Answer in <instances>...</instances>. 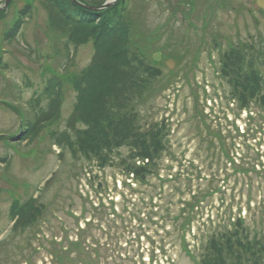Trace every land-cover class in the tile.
I'll use <instances>...</instances> for the list:
<instances>
[{
    "label": "rangeland",
    "instance_id": "rangeland-1",
    "mask_svg": "<svg viewBox=\"0 0 264 264\" xmlns=\"http://www.w3.org/2000/svg\"><path fill=\"white\" fill-rule=\"evenodd\" d=\"M221 4L126 0L130 39L160 73L156 97L141 113L170 130L158 175L139 186L117 167H72L68 152L61 161L54 138L76 103L71 80L88 68L94 47L70 48L67 58L41 0H13L0 18V160H9L0 161V264H195L188 251L201 258L208 238L230 220L243 218L252 233H264V107L241 111L219 75L231 51L251 45L264 54V11L256 0ZM29 5L32 19L5 41ZM54 75L64 84L60 119L23 142L24 124L34 121L31 102ZM31 196L46 206L44 219L13 233L12 201ZM101 204L105 221L91 210Z\"/></svg>",
    "mask_w": 264,
    "mask_h": 264
},
{
    "label": "trees",
    "instance_id": "trees-1",
    "mask_svg": "<svg viewBox=\"0 0 264 264\" xmlns=\"http://www.w3.org/2000/svg\"><path fill=\"white\" fill-rule=\"evenodd\" d=\"M78 1L99 7L107 0ZM41 2L48 12L50 30L57 39H65L67 54L71 47L77 49L87 43H92L95 50L88 68L71 80L77 98L66 129L58 139L54 138L59 158L62 161L68 152L73 164L85 162L103 171L117 167L120 175L132 183L148 184L150 178L158 175L160 161L168 150L170 130L166 121L149 125L141 113L146 102L156 97L152 87L160 73L143 55L139 44L130 39L128 12L118 7L103 15H93L79 10L69 0ZM33 13V5L20 10L5 41L14 40ZM263 58L264 54L251 45L223 56L219 75L230 86L231 101L241 111L251 113L253 105L264 107V74L257 65ZM63 89L61 78L54 75L32 100L34 121L24 124L23 142L33 141L44 126L60 119ZM123 150L126 155L121 153ZM8 161V158L1 160L4 164ZM91 207L93 212L101 213L100 219L105 221L103 213L109 216L102 212L104 205ZM45 209L38 198L31 197L25 202L14 198L9 215L12 232L24 235L44 217ZM190 221L191 218L186 219L181 228L184 230ZM213 233L205 242L201 258L188 251L195 264H264L262 229L252 233L245 220L238 218L230 220L223 231Z\"/></svg>",
    "mask_w": 264,
    "mask_h": 264
},
{
    "label": "water",
    "instance_id": "water-1",
    "mask_svg": "<svg viewBox=\"0 0 264 264\" xmlns=\"http://www.w3.org/2000/svg\"><path fill=\"white\" fill-rule=\"evenodd\" d=\"M71 1L74 5H76L77 7H79L82 10H85V11L90 12L92 14H102V13H105V12L111 10L112 8H114L120 0H113L112 2H108L106 5H104L103 7H99V8L86 7V6H83L80 3H78L76 0H71ZM12 2H13V0H6L4 7L2 9H0V15L7 11V9L9 8V6ZM257 6L260 9L264 10V0H258Z\"/></svg>",
    "mask_w": 264,
    "mask_h": 264
}]
</instances>
